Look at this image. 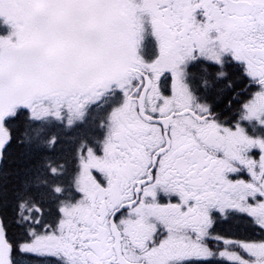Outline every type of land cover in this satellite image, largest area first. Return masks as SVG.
I'll list each match as a JSON object with an SVG mask.
<instances>
[{
  "label": "flooded vegetation",
  "instance_id": "1",
  "mask_svg": "<svg viewBox=\"0 0 264 264\" xmlns=\"http://www.w3.org/2000/svg\"><path fill=\"white\" fill-rule=\"evenodd\" d=\"M126 11L132 71L69 97L104 103L103 135L47 249L61 264H264V0Z\"/></svg>",
  "mask_w": 264,
  "mask_h": 264
},
{
  "label": "water",
  "instance_id": "2",
  "mask_svg": "<svg viewBox=\"0 0 264 264\" xmlns=\"http://www.w3.org/2000/svg\"><path fill=\"white\" fill-rule=\"evenodd\" d=\"M14 39L0 40V159L4 119L35 97L103 88L134 59L122 0H0ZM0 221V264H10Z\"/></svg>",
  "mask_w": 264,
  "mask_h": 264
},
{
  "label": "trees",
  "instance_id": "3",
  "mask_svg": "<svg viewBox=\"0 0 264 264\" xmlns=\"http://www.w3.org/2000/svg\"><path fill=\"white\" fill-rule=\"evenodd\" d=\"M6 25L0 20V34L6 30ZM11 131L12 140L5 152V165L0 170V215L3 221L7 236L14 248L18 247L25 240L28 234L27 229H22L21 214L34 206L39 210L52 209L47 204L49 199H53L54 191L50 193V187L54 188V183L61 185L71 178L73 173L75 159L66 151L68 144L63 143L64 151L56 154L54 150L47 152L49 138L51 136L63 137L67 140L76 138L73 130L64 128H55L51 130L45 127H36L30 122L27 113L13 116L7 121ZM40 146L39 150H33ZM53 146L58 145V141ZM49 167L57 170L62 169L69 173L55 178L41 175L45 186L35 190H28V186L41 183L40 174ZM73 167V168H72ZM39 174V175H38ZM55 181V182H54ZM52 183V184H51ZM52 196L51 198L49 196ZM55 203L56 201L53 200ZM24 235V239H14L18 235Z\"/></svg>",
  "mask_w": 264,
  "mask_h": 264
},
{
  "label": "rangeland",
  "instance_id": "4",
  "mask_svg": "<svg viewBox=\"0 0 264 264\" xmlns=\"http://www.w3.org/2000/svg\"><path fill=\"white\" fill-rule=\"evenodd\" d=\"M91 103V100L88 99H82L79 102H69V103H63L62 100H54L51 101L49 104H37L34 108V114L37 117H48V118H58V120H65L68 122L71 117H74L77 113L83 112L84 108L88 106V104ZM65 109L67 111H65ZM64 112V113H62ZM84 160V158H82ZM30 187V186H28ZM27 219H31V215H27ZM35 236H38L42 233H44V230H34ZM35 236L31 241L29 242V245L36 246V240ZM25 248H27L25 246ZM45 264H52L51 262H46Z\"/></svg>",
  "mask_w": 264,
  "mask_h": 264
}]
</instances>
